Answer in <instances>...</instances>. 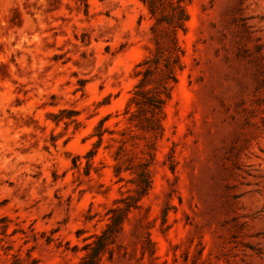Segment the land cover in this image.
Segmentation results:
<instances>
[{
    "label": "rangeland",
    "instance_id": "1",
    "mask_svg": "<svg viewBox=\"0 0 264 264\" xmlns=\"http://www.w3.org/2000/svg\"><path fill=\"white\" fill-rule=\"evenodd\" d=\"M186 12L160 130L141 0H0V264H81L126 205L98 264H264V0Z\"/></svg>",
    "mask_w": 264,
    "mask_h": 264
},
{
    "label": "trees",
    "instance_id": "2",
    "mask_svg": "<svg viewBox=\"0 0 264 264\" xmlns=\"http://www.w3.org/2000/svg\"><path fill=\"white\" fill-rule=\"evenodd\" d=\"M190 0H141L150 18L153 20L150 26L151 42L153 49L150 56L138 65L139 77L134 87L132 96L127 104L124 114H128L127 121H144L147 127L161 130V116L163 107L170 98V92L176 83V72L182 70L181 59L183 50L177 42L178 32H184L188 15L186 4ZM135 110L128 112L129 106ZM148 113L149 116H146ZM98 142L101 133H98ZM118 171L116 170V173ZM142 185L140 195L149 188L147 174H140ZM130 206L117 207L110 210L111 216L102 234L96 238L93 245L81 264H98L100 254L104 252L106 243H112L114 235L119 231Z\"/></svg>",
    "mask_w": 264,
    "mask_h": 264
}]
</instances>
